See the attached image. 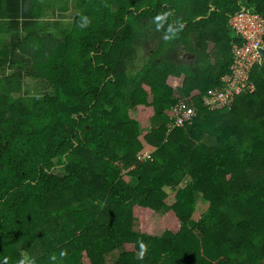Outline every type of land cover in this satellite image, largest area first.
<instances>
[{"label":"trees","instance_id":"1","mask_svg":"<svg viewBox=\"0 0 264 264\" xmlns=\"http://www.w3.org/2000/svg\"><path fill=\"white\" fill-rule=\"evenodd\" d=\"M243 9L264 18V0H0V264H264V66L205 105Z\"/></svg>","mask_w":264,"mask_h":264},{"label":"built area","instance_id":"2","mask_svg":"<svg viewBox=\"0 0 264 264\" xmlns=\"http://www.w3.org/2000/svg\"><path fill=\"white\" fill-rule=\"evenodd\" d=\"M231 29L241 37V46L233 47V63L230 67L231 73L223 79L224 86L211 93L205 99V105L214 108L231 106L242 93H254L256 86L250 81V76L257 66H264V18L256 13L243 9L230 20ZM195 114L192 107L181 104L179 109L174 111L176 123L170 125L182 126Z\"/></svg>","mask_w":264,"mask_h":264},{"label":"rangeland","instance_id":"3","mask_svg":"<svg viewBox=\"0 0 264 264\" xmlns=\"http://www.w3.org/2000/svg\"><path fill=\"white\" fill-rule=\"evenodd\" d=\"M213 48V44H211L210 49ZM173 88H182V82L180 81L178 84H172ZM179 91L180 89H176L173 91L174 97L179 96ZM148 106H143V108L140 109V125H141V130L144 132V134H150L153 130L158 129L159 126V119L157 118V115L155 113L154 108L151 106L153 103V99L151 97H148L147 99ZM126 180L128 178L126 177ZM189 182V181H188ZM187 183H184L181 185V188H185ZM175 192H170L169 197L167 199L168 204H173L176 200L175 198ZM197 211H196V218L199 216L202 212L206 211L208 208V203H206L203 200H200L198 205H197ZM175 222V221H174ZM171 219V216H168L166 218H163L161 220H158L156 225L154 226L153 229L150 230L154 235H159L163 231L167 230V228L171 227L174 230L177 229V223H174ZM121 252L112 254L107 256L106 258V264H113L116 258H118L119 254ZM84 264H88V261L84 259Z\"/></svg>","mask_w":264,"mask_h":264},{"label":"water","instance_id":"4","mask_svg":"<svg viewBox=\"0 0 264 264\" xmlns=\"http://www.w3.org/2000/svg\"><path fill=\"white\" fill-rule=\"evenodd\" d=\"M262 56H264V51H262Z\"/></svg>","mask_w":264,"mask_h":264}]
</instances>
